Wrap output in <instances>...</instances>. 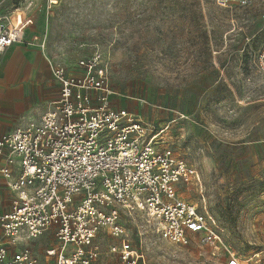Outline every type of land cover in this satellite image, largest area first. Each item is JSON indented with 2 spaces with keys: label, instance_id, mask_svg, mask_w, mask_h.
Here are the masks:
<instances>
[{
  "label": "rangeland",
  "instance_id": "rangeland-1",
  "mask_svg": "<svg viewBox=\"0 0 264 264\" xmlns=\"http://www.w3.org/2000/svg\"><path fill=\"white\" fill-rule=\"evenodd\" d=\"M11 2L43 13L3 71L2 91L28 83L13 110L0 108V134L42 113L40 101L54 89L49 62L76 67L78 59L99 51L114 92L111 105L139 115L152 135L165 130L156 147L169 148L199 174L201 187L183 190L182 198L203 200L227 236L225 248L197 237L172 245L145 218L122 213L118 220L133 246L148 264H226L231 253L246 264H264V75L249 61L263 40L258 19L264 0ZM9 201L0 178V211ZM117 241L105 232L97 237L102 248ZM55 244L50 233L30 245L38 264ZM92 264L121 262L109 254Z\"/></svg>",
  "mask_w": 264,
  "mask_h": 264
},
{
  "label": "built area",
  "instance_id": "built-area-1",
  "mask_svg": "<svg viewBox=\"0 0 264 264\" xmlns=\"http://www.w3.org/2000/svg\"><path fill=\"white\" fill-rule=\"evenodd\" d=\"M30 25L19 8L0 14V56L23 41ZM258 26L263 40L249 61L264 75V15ZM48 68L58 98L38 120L0 138V177L13 195L0 212V264H38L30 245L50 233L56 244L45 250V264H92L109 254L121 264H148L120 225L122 213L145 218L169 244L185 246L197 237L225 248L227 236L204 201L182 198L183 190L201 187L197 171L156 147L165 130L152 135L139 115L111 105L102 54L80 58L72 73L58 62ZM104 232L118 241L102 248L97 237ZM244 262L231 253L226 264Z\"/></svg>",
  "mask_w": 264,
  "mask_h": 264
},
{
  "label": "crops",
  "instance_id": "crops-1",
  "mask_svg": "<svg viewBox=\"0 0 264 264\" xmlns=\"http://www.w3.org/2000/svg\"><path fill=\"white\" fill-rule=\"evenodd\" d=\"M12 0H0V14H4V13H10V12H13V10H14V8L15 7H11V6H13L12 4V2H11ZM10 5V6H9ZM9 6V7H8ZM16 8H18V7H16ZM38 11H43V10H41V9H39V8H34V9H31L30 11H28L27 9H25V10H22V13H23V16H24V18H30L31 20H32V25L29 27V28H27L26 30H25V32L26 31H28V30H30V28L34 25V23H35V21L36 20H39V18H40V15H39V13H38ZM43 13V12H42ZM41 21V20H40ZM25 34V33H24ZM24 38H25V35H24ZM23 43V42H22ZM22 43H19V44H22ZM16 44H14V45H12L11 47H9L5 52H4V57L2 58V61H0V108L1 109H3V110H13L14 109V107H15V104H14V99L15 98H19V99H21L23 96H24V94L26 93V89H27V83H28V78H26V79H24L23 81H22V83H20V85L19 86H15V87H13V88H11V89H8L7 91H2L3 89H2V87H3V85H4V83L2 82V74H3V71H4V69L6 68V63H7V60H10V61H12L13 60V57L12 56H14V55H12L14 52H16L17 51V49L14 47ZM39 51L41 50V49H38ZM42 51V50H41ZM40 51V52H41ZM44 51V50H43ZM41 54H43V52L41 53ZM3 55H1L0 56V58L3 56ZM42 56V58H43V60H44V56L43 55H41ZM85 57V56H84ZM82 58V57H81ZM79 60V59H78ZM77 60V61H78ZM34 66H39L40 65V63H41V60H40V58L38 57V58H36V59H34ZM58 63H60V62H58ZM77 63V62H76ZM62 64V63H61ZM62 65H64V64H62ZM65 66V65H64ZM76 66V65H75ZM46 67H47V70H49V68H48V64L46 65ZM66 68H67V70H68V72H70V73H72V72H75V71H77V69H76V67H68V66H65ZM50 72V71H49ZM14 77V76H13ZM52 79H53V77H52ZM53 85H54V89H53V93L51 94V95H49V96H47L46 98H44V99H42L40 102H41V107H43V111H42V113L39 115V116H37V117H33V118H31V119H26V120H24L23 122H21L20 124H18V125H15L14 127H12L9 131H7V132H5V133H3L2 135L0 134V138L3 136V135H5V134H7V133H9V132H12L15 128H17V127H19V126H22L23 124H25V123H27V122H30V121H36V120H38L39 119V117L48 109V107H49V105L52 103V102H54L57 98H58V96H59V92H60V86H59V84L53 79ZM128 111V110H127ZM130 112V111H129ZM131 113H133V112H131ZM135 114V113H134ZM9 126H11V122L10 123H8V126H7V128L9 127ZM1 178V177H0ZM2 179V178H1ZM2 181H3V186H4V188H5V190H7V192L9 193V195H10V201H9V206H10V203H11V200H12V198H13V195H12V193L9 191V189L7 188V184H6V182H5V180L4 179H2ZM7 211V210H6ZM0 212H4V211H0Z\"/></svg>",
  "mask_w": 264,
  "mask_h": 264
}]
</instances>
